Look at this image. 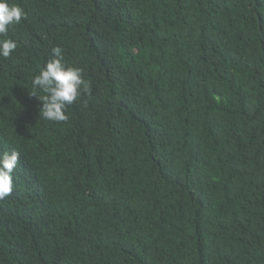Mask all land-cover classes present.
Segmentation results:
<instances>
[{
    "label": "trees",
    "instance_id": "trees-1",
    "mask_svg": "<svg viewBox=\"0 0 264 264\" xmlns=\"http://www.w3.org/2000/svg\"><path fill=\"white\" fill-rule=\"evenodd\" d=\"M0 264H264V0H9ZM63 49L89 93L40 117Z\"/></svg>",
    "mask_w": 264,
    "mask_h": 264
},
{
    "label": "clouds",
    "instance_id": "clouds-1",
    "mask_svg": "<svg viewBox=\"0 0 264 264\" xmlns=\"http://www.w3.org/2000/svg\"><path fill=\"white\" fill-rule=\"evenodd\" d=\"M24 9L9 0H0V36H6L9 27L21 23ZM18 44L8 38L0 40V57L9 58ZM29 93L41 102L40 117L47 121L62 122L68 119V106L77 102L82 93H89L91 82L84 79L83 69L64 62L63 49H52V58L32 79ZM20 153L13 150L0 154V200L14 189L13 172L19 163Z\"/></svg>",
    "mask_w": 264,
    "mask_h": 264
}]
</instances>
